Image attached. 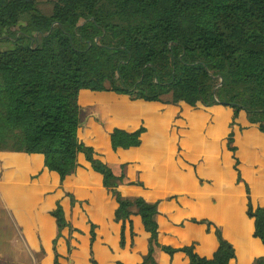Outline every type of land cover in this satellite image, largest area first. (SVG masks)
I'll use <instances>...</instances> for the list:
<instances>
[{"label":"trees","instance_id":"trees-1","mask_svg":"<svg viewBox=\"0 0 264 264\" xmlns=\"http://www.w3.org/2000/svg\"><path fill=\"white\" fill-rule=\"evenodd\" d=\"M43 1L0 0V150L43 154L61 181L83 153L118 202L121 246L127 222L134 245V215L150 233L138 264H159L158 249L183 252L188 264H230L235 246L217 228L211 257L195 243H161L159 202L125 196L120 186L136 182L79 139V95L90 89L196 107L220 103L235 107V116L246 112L264 132V0H167L168 7L157 0H46L51 9ZM142 130L115 127L112 148L140 145ZM247 213L264 245V206L249 201ZM52 214L59 238L71 224L60 202Z\"/></svg>","mask_w":264,"mask_h":264},{"label":"rangeland","instance_id":"rangeland-1","mask_svg":"<svg viewBox=\"0 0 264 264\" xmlns=\"http://www.w3.org/2000/svg\"><path fill=\"white\" fill-rule=\"evenodd\" d=\"M166 1L156 2L168 7ZM79 100L101 114L103 126L90 124L95 147L114 170L140 186V191L131 192L177 209L173 220L160 219L161 226L170 228L162 234L163 243L182 246L195 240L201 254L212 255L218 246L216 233L208 232L207 223L189 220L210 217L215 230L220 229L237 248L238 258L232 264H264V247L254 236L247 213L249 201L254 207L264 206V132L253 123L241 125L249 120L246 112L235 116V107L220 103L186 106L90 89L81 90ZM120 126L129 131L143 128L141 144L113 149L109 133ZM84 129L78 133L82 141L87 136ZM6 164L0 158V172ZM17 171L26 169L19 164ZM195 191L200 195L187 205L180 202L181 196ZM92 199L100 203L97 190ZM169 264H188V260L178 252Z\"/></svg>","mask_w":264,"mask_h":264},{"label":"crops","instance_id":"crops-1","mask_svg":"<svg viewBox=\"0 0 264 264\" xmlns=\"http://www.w3.org/2000/svg\"><path fill=\"white\" fill-rule=\"evenodd\" d=\"M41 5L49 6L45 7L46 9L52 7L46 0ZM180 104L189 106L185 103ZM81 119L78 133L83 132L84 126V131L87 133L85 142L95 147V134L90 124L97 123L103 126L101 114L94 111L92 106L88 109L81 104ZM245 121L246 123L241 125L251 123L247 119ZM125 127L124 129L129 130L127 126ZM254 127L258 128L256 125ZM0 158L7 161L5 167H2L3 171L0 172V264H138L143 261V257L148 252L150 233L145 230L141 216L132 217L136 232L134 245H132L130 224L127 222L126 244L121 246L122 223L115 221L118 202L112 192L104 186L102 174L93 169L83 153L78 155L79 165L76 171L65 181H61L57 172L50 171L45 166L43 154L2 152ZM19 164L26 169L25 172L17 171ZM25 164L28 167H25ZM114 171L117 174L122 172ZM94 190H97V195L100 196L99 204H95L92 199ZM120 190L125 196H142L131 192V190L140 191V186L136 183L123 184ZM200 193L195 191L187 196H181L179 200L183 205H187L190 198L199 196ZM166 197L168 199L169 195L167 194ZM154 200L152 199L151 202ZM58 202L63 206L67 221L71 224L70 227L62 229L59 238H57V220L52 214ZM176 210L166 209L159 203L158 221L162 244H166L161 240L162 234L170 232V228L161 226L160 219L173 220ZM194 219L198 220L195 216L189 217L193 222ZM204 219L212 221L210 217H203L200 220ZM92 224L96 226V238L93 243L91 242ZM210 229L208 232L215 233L213 224ZM192 243L196 244V252L201 256L211 257L216 251L210 256L201 254L197 241L193 240L186 245ZM167 245L181 247L171 243ZM262 246L264 247L263 244ZM235 249L236 257L230 264L235 263L238 258L236 246ZM156 255L159 264H169V259L175 256H170L160 249ZM262 255L264 256V252ZM184 256L188 260L186 254Z\"/></svg>","mask_w":264,"mask_h":264}]
</instances>
